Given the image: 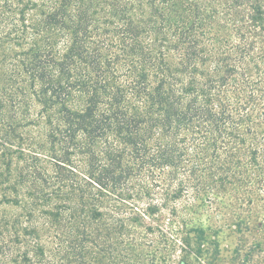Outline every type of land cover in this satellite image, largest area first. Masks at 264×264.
I'll use <instances>...</instances> for the list:
<instances>
[{"label": "trees", "instance_id": "16d2710c", "mask_svg": "<svg viewBox=\"0 0 264 264\" xmlns=\"http://www.w3.org/2000/svg\"><path fill=\"white\" fill-rule=\"evenodd\" d=\"M0 264H264V0H0Z\"/></svg>", "mask_w": 264, "mask_h": 264}, {"label": "rangeland", "instance_id": "374dc122", "mask_svg": "<svg viewBox=\"0 0 264 264\" xmlns=\"http://www.w3.org/2000/svg\"><path fill=\"white\" fill-rule=\"evenodd\" d=\"M218 244L220 251L219 259L222 260L224 258H228L237 244L236 236L234 234H225L224 236L220 237ZM257 259L258 256L254 255L253 261L256 262Z\"/></svg>", "mask_w": 264, "mask_h": 264}]
</instances>
